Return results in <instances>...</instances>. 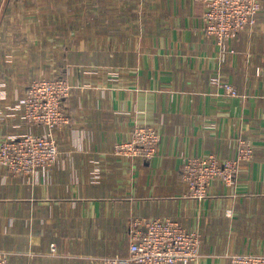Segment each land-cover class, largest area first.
Segmentation results:
<instances>
[{
	"label": "crops",
	"instance_id": "crops-1",
	"mask_svg": "<svg viewBox=\"0 0 264 264\" xmlns=\"http://www.w3.org/2000/svg\"><path fill=\"white\" fill-rule=\"evenodd\" d=\"M252 29L222 49L205 31L204 0H10L0 6V141L27 124L22 97L38 76H65L69 122L48 170L0 166V250L10 264H105L129 252L136 219L170 217L202 234L190 264L264 254V0ZM219 75L237 91L212 82ZM137 125L161 135L151 160L114 154ZM255 142L234 185L190 196L184 158ZM41 241L34 244L33 239ZM52 243L57 252L50 254Z\"/></svg>",
	"mask_w": 264,
	"mask_h": 264
},
{
	"label": "built area",
	"instance_id": "built-area-1",
	"mask_svg": "<svg viewBox=\"0 0 264 264\" xmlns=\"http://www.w3.org/2000/svg\"><path fill=\"white\" fill-rule=\"evenodd\" d=\"M203 21L205 31L213 36L222 49L240 32L252 29L262 8L261 0H204ZM212 82L230 95H236L234 86L222 81L219 75ZM73 85L65 76H38L25 86L22 97L23 118L27 124L47 127L43 133L28 132L22 136L0 141V166L16 174L33 175L39 169L48 170L56 163L59 147L55 131L69 122L65 107ZM161 135L155 125H137L130 139L115 143L114 154L131 160H151L158 152ZM235 156L220 158L214 153L184 158L182 176L189 184V194L203 199L214 180L232 186L240 167L250 161L255 152L252 139L237 140ZM202 234L188 229L170 217L136 219L130 229L129 252L105 259V264H190L201 255ZM34 244L41 241L33 239ZM50 254L57 252L52 243ZM11 253L0 250V264H10ZM232 264H264V254L236 253Z\"/></svg>",
	"mask_w": 264,
	"mask_h": 264
},
{
	"label": "rangeland",
	"instance_id": "rangeland-1",
	"mask_svg": "<svg viewBox=\"0 0 264 264\" xmlns=\"http://www.w3.org/2000/svg\"><path fill=\"white\" fill-rule=\"evenodd\" d=\"M5 1H7V0H0V6H3V4H4ZM8 1H10V0H8ZM28 83H29V82H27V84H28ZM27 84H26V85H27Z\"/></svg>",
	"mask_w": 264,
	"mask_h": 264
}]
</instances>
